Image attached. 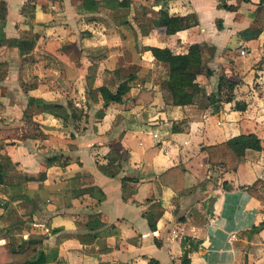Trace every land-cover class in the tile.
I'll return each instance as SVG.
<instances>
[{"label":"crops","instance_id":"crops-1","mask_svg":"<svg viewBox=\"0 0 264 264\" xmlns=\"http://www.w3.org/2000/svg\"><path fill=\"white\" fill-rule=\"evenodd\" d=\"M261 5L0 0V245L22 251L40 234L45 264H180L182 249L188 264H264V185L261 200L244 190L264 180ZM162 8L179 19L173 34L153 25ZM192 44L199 91L173 105L165 53ZM121 81L120 102L103 103L97 89ZM241 134L260 149L234 169L207 163L203 147ZM175 165L179 192L158 181Z\"/></svg>","mask_w":264,"mask_h":264},{"label":"trees","instance_id":"trees-1","mask_svg":"<svg viewBox=\"0 0 264 264\" xmlns=\"http://www.w3.org/2000/svg\"><path fill=\"white\" fill-rule=\"evenodd\" d=\"M155 2L165 3L168 0H154ZM42 8L45 7L46 0H34ZM230 9V6L226 7ZM255 20L260 27H264V7L261 5L257 8L255 13ZM153 25L163 27L165 34H173L179 29V19L177 17H169L165 9H161L159 16L153 21ZM200 48L196 44L189 46L186 54H171L165 53V63L167 66V79L165 86L168 91L171 103L173 105L190 104L194 95L199 91L196 84L193 82V76L200 72ZM205 73H209L206 70ZM231 86L232 83H228ZM98 92L103 103L120 102L121 97L127 92L128 86L126 81H121L114 91H109L105 87H99ZM30 105L39 106L43 110H47L52 114L63 112L65 117V109L61 105L45 102L39 99L28 98ZM216 109V106H213ZM206 153V161L210 166L222 167L223 169H234L237 165L239 157L243 155L245 149L259 150L260 144L258 138L254 134H241L227 139L224 142L205 146L202 148ZM119 159L121 156H118ZM5 163L0 159V184L3 182V174ZM100 170L104 174L111 175L107 169L102 166ZM184 168L182 165H175L168 168L158 175V181L168 187L173 192H179L182 189ZM259 185H264V180L257 179L250 185L244 188L245 192L261 200L256 188ZM264 223V221H263ZM262 223V224H263ZM262 224L252 227L250 232H256L261 228ZM150 229L153 224H149ZM43 236L40 234H29L24 240L26 245L22 251H15L11 244L0 245V263L8 262L9 264H45L46 257L42 251ZM183 247V241H182ZM188 250L182 249L180 264H188L187 257ZM149 264V263H148Z\"/></svg>","mask_w":264,"mask_h":264}]
</instances>
